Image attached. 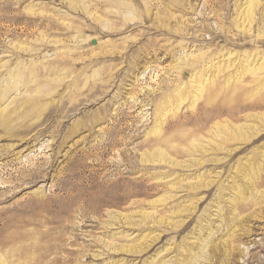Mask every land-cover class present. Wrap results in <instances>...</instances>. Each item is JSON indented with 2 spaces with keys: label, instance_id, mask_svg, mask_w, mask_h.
<instances>
[{
  "label": "rangeland",
  "instance_id": "obj_1",
  "mask_svg": "<svg viewBox=\"0 0 264 264\" xmlns=\"http://www.w3.org/2000/svg\"><path fill=\"white\" fill-rule=\"evenodd\" d=\"M146 1L0 0V264H264V0Z\"/></svg>",
  "mask_w": 264,
  "mask_h": 264
},
{
  "label": "bare ground",
  "instance_id": "obj_2",
  "mask_svg": "<svg viewBox=\"0 0 264 264\" xmlns=\"http://www.w3.org/2000/svg\"><path fill=\"white\" fill-rule=\"evenodd\" d=\"M69 4L71 6H75L77 5L83 12L85 13H89L90 9H92L93 11H95V9L97 8V6H104V8H102V13L104 14V16H108V17H116V14H119V12L121 13V10H122V21L125 23L126 21H132L134 20V18L136 17L135 16V12L134 10L136 9V7L134 6V0H68ZM143 2V3H142ZM142 2H139L141 3V6L144 8V11L145 13H147V1L146 0H142ZM246 6L244 8H242L239 12V15H240V18H241V24H243L245 21H247L248 23H251L253 21H255L254 19V14L256 13V10H257V7H258V4H259V0H246ZM101 9V8H100ZM99 9V10H100ZM78 10V9H77ZM81 11V12H82ZM29 12L31 13L32 12V9L29 10ZM263 14H264V10H262ZM91 13V11H90ZM95 14V13H94ZM94 14H91L94 16ZM101 14V13H100ZM92 16V17H93ZM263 16V15H261ZM41 17V16H40ZM44 18H47V17H44ZM94 18H98V17H94ZM263 18V17H262ZM43 19V17L41 18ZM39 19V20H41ZM49 19V18H47ZM99 19V18H98ZM145 19V18H144ZM264 19V18H263ZM95 20V19H94ZM48 22V21H47ZM32 25V24H31ZM53 27H55L54 24H52ZM107 25V24H105ZM152 26L153 28H156L157 25L155 24V22L152 23ZM150 27V26H149ZM73 28V27H72ZM71 28V29H72ZM27 29V27H26ZM115 30V29H114ZM156 30V29H155ZM72 31V30H70ZM69 31V33H70ZM30 33V32H29ZM28 33V34H29ZM46 34V33H45ZM40 35V34H39ZM70 36V34H69ZM68 36V37H69ZM38 37V36H37ZM42 37V36H40ZM39 38V37H38ZM36 39V38H35ZM41 42H43L44 40L43 39H40ZM54 42V41H53ZM59 41H56L54 43H58ZM262 42V41H261ZM244 45V44H243ZM157 49V48H156ZM155 49V50H156ZM160 49V48H159ZM145 51V49H144ZM145 53V52H144ZM112 55V54H111ZM75 65V64H74ZM75 67V66H73ZM72 67V69H73ZM258 67V66H257ZM51 68V67H50ZM56 68V67H55ZM254 69H257V68H254ZM262 69V68H261ZM50 69L48 68V71ZM59 70V69H58ZM251 70V69H250ZM57 71V69H56ZM205 71V70H204ZM252 71V70H251ZM53 72V70H52ZM207 72V71H206ZM244 72V71H243ZM254 72V70H253ZM57 77V76H56ZM54 78V80L58 79L59 81L63 79V77H57V78ZM18 82H13V83H9L5 88H4V94H7L12 88L15 87V85L17 84ZM255 102H259V101H255ZM251 104V103H250ZM253 106H255L256 103H252ZM258 104V103H257ZM260 104V102H259ZM264 105V104H263ZM245 106V105H243ZM59 109V108H58ZM5 111V109H1L0 110V114L2 115L3 112ZM223 129L224 131L228 129V126H223ZM255 131L251 134V135H245L243 136V139H246V140H251L253 139V136H258L260 134L259 133V128L258 127H255L254 128ZM235 130H237L238 134H241L242 136V126H236L235 127ZM236 133V135H238ZM239 136V135H238ZM159 156H163L164 152H162V150L159 152ZM187 264V263H186Z\"/></svg>",
  "mask_w": 264,
  "mask_h": 264
}]
</instances>
